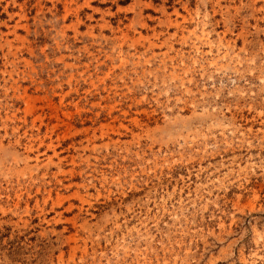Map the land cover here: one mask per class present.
I'll return each mask as SVG.
<instances>
[{"label":"rangeland","instance_id":"rangeland-1","mask_svg":"<svg viewBox=\"0 0 264 264\" xmlns=\"http://www.w3.org/2000/svg\"><path fill=\"white\" fill-rule=\"evenodd\" d=\"M0 264H264V0H0Z\"/></svg>","mask_w":264,"mask_h":264},{"label":"bare ground","instance_id":"bare-ground-1","mask_svg":"<svg viewBox=\"0 0 264 264\" xmlns=\"http://www.w3.org/2000/svg\"><path fill=\"white\" fill-rule=\"evenodd\" d=\"M9 47H10V45H9ZM93 142H94V141H93ZM39 146H40V145H39ZM50 152H52V151H50ZM55 154H56V153H55ZM48 160H49V159H48ZM49 163H51V162H48V164H49ZM49 165H50V164H49ZM58 169H59V168H58Z\"/></svg>","mask_w":264,"mask_h":264}]
</instances>
